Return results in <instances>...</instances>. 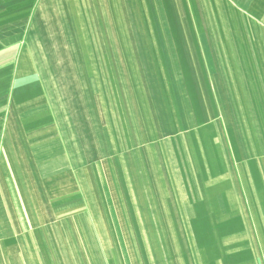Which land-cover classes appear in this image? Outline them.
<instances>
[{"label": "rangeland", "instance_id": "rangeland-1", "mask_svg": "<svg viewBox=\"0 0 264 264\" xmlns=\"http://www.w3.org/2000/svg\"><path fill=\"white\" fill-rule=\"evenodd\" d=\"M60 3L0 117V264H264V0Z\"/></svg>", "mask_w": 264, "mask_h": 264}, {"label": "crops", "instance_id": "crops-1", "mask_svg": "<svg viewBox=\"0 0 264 264\" xmlns=\"http://www.w3.org/2000/svg\"><path fill=\"white\" fill-rule=\"evenodd\" d=\"M19 2L22 3L17 6ZM59 9H61L60 0H36L33 4L31 0H0V117L5 109H8L11 98L16 95L18 83H22L23 80L31 83L36 78L32 66L31 71L29 67L28 72L21 73L22 70H26L21 64L23 36L26 39L27 49L30 48L31 43L34 47H39L38 44L43 43L45 38L51 39L54 43L55 38L61 34V30L58 29L60 21L55 20L61 17ZM27 14L31 15V22L18 20ZM20 65L21 69H19ZM26 85L31 87V84ZM42 99L25 102L24 106L27 108L23 112L37 109ZM29 106L31 109H28ZM11 110H17L16 101L13 102ZM2 194L6 195L0 188V200H3ZM0 231L2 233V229ZM3 240L0 234V241Z\"/></svg>", "mask_w": 264, "mask_h": 264}]
</instances>
